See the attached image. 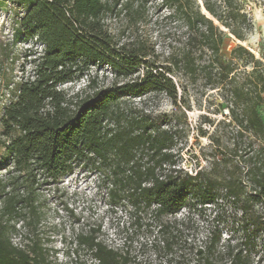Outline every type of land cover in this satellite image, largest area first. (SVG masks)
Masks as SVG:
<instances>
[{
	"label": "trees",
	"instance_id": "trees-1",
	"mask_svg": "<svg viewBox=\"0 0 264 264\" xmlns=\"http://www.w3.org/2000/svg\"><path fill=\"white\" fill-rule=\"evenodd\" d=\"M160 2L181 29L166 63L155 46L123 41L110 28L109 15L139 13L132 0H0L24 8L17 32L41 46L26 54L32 71L12 85L0 118V264H55L41 238L43 191L57 190L80 166L98 174L111 201L147 221L166 264H252L258 241L264 246V59L242 43L225 52L228 39L243 42L253 31L247 0ZM93 69L111 70L112 80L98 83ZM178 74L225 93L234 136L207 170L180 167L163 116L128 103L154 92L176 100ZM85 76L83 89L61 88ZM207 205L221 212L200 241L191 214ZM227 207L241 212L232 221L231 231L241 229L237 243L221 242ZM183 210L188 215L177 218ZM77 243L91 264L133 263L95 232Z\"/></svg>",
	"mask_w": 264,
	"mask_h": 264
},
{
	"label": "rangeland",
	"instance_id": "rangeland-1",
	"mask_svg": "<svg viewBox=\"0 0 264 264\" xmlns=\"http://www.w3.org/2000/svg\"><path fill=\"white\" fill-rule=\"evenodd\" d=\"M132 1L134 10L139 13L131 20V15L125 11L109 15L107 22L110 28L123 41L144 40L155 46L158 62L166 63L169 50L181 33L178 22L169 15V8L160 0ZM246 8L254 24L253 31L243 42L228 39L225 52L242 43L257 58L264 59V7L259 0H247ZM24 12V8L16 4L0 6V118L12 98L9 91L12 85L32 71L26 54L32 48L38 47L41 51L39 43L26 41L17 32ZM91 74L98 76L96 80L100 84L109 83L113 78L109 69L98 74L93 69ZM175 80L179 88L181 86L176 100L165 93L154 92L128 99V103L163 116L164 127L172 128L173 153L180 167L191 172L210 169L214 155L221 154L234 136L235 128L230 124L231 114L225 93L221 88L207 86L202 79L191 81L183 74L176 75ZM86 84L85 76L65 83L61 88L72 93L83 89ZM259 112L264 118V104L259 107ZM42 198L41 238L48 249L49 261L55 264H91L90 251L84 246L79 247L77 240L81 234L95 232L99 240L124 255L128 254L132 264H166V253L147 221L138 222L131 206L111 201L100 185L98 174L89 167L76 168L63 178L57 190L46 188ZM218 212H221L218 207L207 205L199 206L191 214L193 224L198 227V240L205 238L208 221ZM187 215L188 210H183L177 218ZM220 215L221 242L226 244L231 239V243H237L241 229L236 224L237 230L231 231L232 221L240 219L241 212L227 207ZM20 236L25 237L23 231L17 233L14 240L18 242ZM250 259L252 264H264L262 241H258Z\"/></svg>",
	"mask_w": 264,
	"mask_h": 264
}]
</instances>
